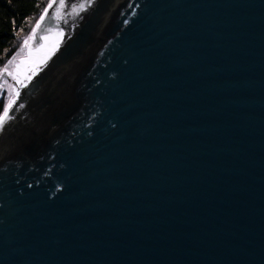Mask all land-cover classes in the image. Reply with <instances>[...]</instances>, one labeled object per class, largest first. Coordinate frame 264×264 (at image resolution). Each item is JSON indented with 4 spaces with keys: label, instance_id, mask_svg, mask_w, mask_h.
<instances>
[{
    "label": "water",
    "instance_id": "1",
    "mask_svg": "<svg viewBox=\"0 0 264 264\" xmlns=\"http://www.w3.org/2000/svg\"><path fill=\"white\" fill-rule=\"evenodd\" d=\"M79 3L8 73L0 264H264V0Z\"/></svg>",
    "mask_w": 264,
    "mask_h": 264
},
{
    "label": "trees",
    "instance_id": "2",
    "mask_svg": "<svg viewBox=\"0 0 264 264\" xmlns=\"http://www.w3.org/2000/svg\"><path fill=\"white\" fill-rule=\"evenodd\" d=\"M49 0H0V71L18 51ZM3 104L0 103V108Z\"/></svg>",
    "mask_w": 264,
    "mask_h": 264
},
{
    "label": "snow or ice",
    "instance_id": "3",
    "mask_svg": "<svg viewBox=\"0 0 264 264\" xmlns=\"http://www.w3.org/2000/svg\"><path fill=\"white\" fill-rule=\"evenodd\" d=\"M54 0H49V7L52 6V3ZM66 0H58L59 8L62 9L65 7ZM92 0H82V3L74 4L72 5L73 9L77 7H84L87 4H91ZM47 11V9H45ZM59 11V9H58ZM41 19H43V16H41ZM39 22H37L38 25ZM35 29H33V32ZM47 37H43L42 39H46ZM27 43V41H25ZM19 82V81H18ZM19 96V92H15V95L12 98L7 99L6 103L3 104L2 108H0V137H3V135L6 132L7 127H11L10 121L13 119L12 116H10V112L14 111L13 105L17 103L16 97ZM20 108H23L24 105L20 104Z\"/></svg>",
    "mask_w": 264,
    "mask_h": 264
},
{
    "label": "rangeland",
    "instance_id": "4",
    "mask_svg": "<svg viewBox=\"0 0 264 264\" xmlns=\"http://www.w3.org/2000/svg\"><path fill=\"white\" fill-rule=\"evenodd\" d=\"M121 1V0H120ZM114 6H112L111 8H113ZM43 13V12H42ZM41 16V15H40ZM39 19H40V17H39ZM38 19V20H39ZM37 20V21H38ZM36 21V22H37ZM36 22H35V24H36ZM34 24V25H35ZM34 25H33V29H34ZM33 29H32V31L29 33V35L28 36H23L22 38H20V39H22L23 41L20 43V47L18 48V49H22V48H24V49H26V50H29V45H30V43H31V41H32V35H33ZM25 41H27V43H25ZM17 49V50H18ZM17 53V52H16ZM14 56V55H13ZM13 56L9 59V60H11L12 58H13ZM9 60H8V62H9ZM8 62L5 64V66L2 68V70L0 71V75L2 74L1 72L2 71H4L5 69H6V65L8 64ZM0 89H2V92L0 93V103H2V104H4V103H6V101H7V99H9V94H8V83H7V79H3V81L1 82V84H0Z\"/></svg>",
    "mask_w": 264,
    "mask_h": 264
},
{
    "label": "bare ground",
    "instance_id": "5",
    "mask_svg": "<svg viewBox=\"0 0 264 264\" xmlns=\"http://www.w3.org/2000/svg\"><path fill=\"white\" fill-rule=\"evenodd\" d=\"M27 54H29V50H26L24 48L18 49L17 53L14 54L13 58L9 60L8 64L6 65V69L1 72L2 74L0 75V78L7 79L9 70L11 69L13 64H15L19 59L23 58Z\"/></svg>",
    "mask_w": 264,
    "mask_h": 264
}]
</instances>
